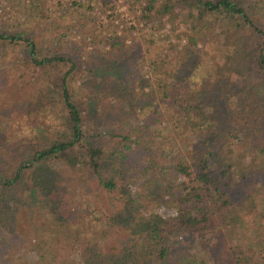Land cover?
Here are the masks:
<instances>
[{"label": "trees", "instance_id": "16d2710c", "mask_svg": "<svg viewBox=\"0 0 264 264\" xmlns=\"http://www.w3.org/2000/svg\"><path fill=\"white\" fill-rule=\"evenodd\" d=\"M261 4L264 0L130 1L132 9H141L139 23L156 21L158 28L171 25L165 36L143 32L146 51L172 37L182 45L179 50L170 41L167 55L147 56L144 65L152 71L151 83L143 77L146 83L131 102L114 110L121 115L126 107L128 115L139 121L141 114L152 118L160 126L157 135L148 125L140 132L130 128L125 134L102 131L105 115L97 111L90 115L84 97L93 100L109 90L113 98L127 99L124 94L133 82L120 74L114 84L105 80L104 89L97 87V92L83 96L77 81L81 77L86 85L85 80L92 78L91 61L81 59L78 42L64 32L43 45L39 35L29 37L24 30L0 27V54L18 47L20 61L36 74V93L51 94L49 102L57 108L49 124L40 125L42 131L51 132L50 137L44 133L43 142L27 144L22 159L0 162V194L25 181L45 209L36 230L37 246L47 236L56 243L54 253L60 245L76 249V264H177L171 260L177 244L171 237L183 233L197 241L192 258L183 264H264ZM74 21L71 18L68 23L70 32L85 27L81 20ZM100 41L106 46L105 40ZM215 93L220 102L215 101ZM226 94L230 103L240 100V108L228 113L229 106L222 105L228 104ZM146 98L151 100L145 102ZM21 100L1 103L0 123L13 113L27 112L16 109L26 104ZM29 115L30 124L38 127V113L33 110ZM221 115L226 116L225 125L219 121ZM164 126L169 134L158 141L163 139ZM136 133L149 157L141 167L142 175L163 178L165 168H171L182 178L176 185L163 186L164 196L178 206V215L170 221L156 213L129 221V193L122 188L121 174L132 149L127 141ZM107 135L118 146L109 148ZM48 162L66 168H47ZM127 228H131L128 237L124 236ZM4 232L0 199V250ZM84 247L82 260L79 251ZM131 252L138 257L131 259Z\"/></svg>", "mask_w": 264, "mask_h": 264}, {"label": "rangeland", "instance_id": "374dc122", "mask_svg": "<svg viewBox=\"0 0 264 264\" xmlns=\"http://www.w3.org/2000/svg\"><path fill=\"white\" fill-rule=\"evenodd\" d=\"M130 1L0 0V27L11 32L24 30L29 37L39 35L42 42L45 41L42 43L43 45L51 42L52 38L56 37V34L64 32L66 37L78 42L80 47L78 55L81 56V59L91 61L92 71L89 75L92 80L89 78L85 80L86 85L84 82L81 83V77L77 81L83 96L93 90L97 92V87L98 90L101 86L104 89L103 83L105 80L109 81L110 84L112 82L114 84V78L120 77V74L121 76L125 74V78L133 82L130 85L129 93L124 94L127 99L122 98V100L118 99V101L117 98L112 97V92L109 90L101 93L102 95L99 97L95 96L93 100L84 97L90 115L94 116L95 111H97L96 114L105 115V120L101 127L102 131L110 130V134H125L130 128L140 132L143 127L148 125L149 131L157 135L156 128L159 125L157 126V123L152 121V118H147L146 115L141 114L139 121L128 115L129 111H127L126 107H122L121 115H118L114 110L118 105L126 106L131 102V99L139 92L141 86L146 83L143 81V77L146 78L144 80H149L148 82L151 83L152 71L147 65H144L147 56L167 55L170 41L179 50L182 45L177 43L175 37H172L160 43L161 45L154 44L146 51L147 43L144 41L143 32L147 33L146 35L165 36L164 34L170 33L171 25L166 23L165 26L158 28L156 21L149 24L139 23L138 16L141 13V9H135L136 7L132 9ZM103 2H106L104 8L102 6ZM248 2L250 0H247ZM32 6L34 8H31ZM261 6H264V4H261ZM107 15L111 17L107 18ZM71 18L75 21L81 20L84 22L85 27L79 29V31L72 30L70 32L68 23ZM181 29L182 27L179 30ZM111 37L113 39H109ZM101 39L107 42L106 46L101 45L103 44L100 41ZM113 43L116 45L112 46ZM21 53L17 47L15 50H9L4 56L0 54V106L1 103L4 104V101L10 100L12 102L16 98H21V101H26V104L17 106L18 108L16 109L22 107L27 111L21 115L13 113V116L5 117L0 123V162L22 159L27 154V144L43 142L45 140L43 137L44 133L50 137L52 135L51 132L42 131L40 125L49 124V120L56 113L54 110H57L49 102L52 99L51 94L36 93L38 89V84L35 82L36 74L20 61ZM172 53L174 54V52H171L168 57ZM99 74L97 81H94L93 78ZM79 76L80 74L78 73L76 77ZM104 76H106V79L103 78ZM199 83H204L202 76L199 77ZM84 89L87 90L83 92ZM229 92L231 93V91ZM41 96H45V98L42 100ZM215 96L217 98V100L215 98V101L220 102L221 100H218L219 94L215 93ZM225 97L228 104L225 105L224 102L222 105L224 109L229 106L228 113H230V110L240 108V100L230 103L228 94ZM148 100L150 101L151 98H146L144 101L147 102ZM33 110L39 115V118L36 117L39 121L38 127H33L30 124L31 117L29 114ZM123 114L126 118L122 117ZM47 116L49 118H46ZM225 119L226 116L224 115L223 121L221 119L219 121L225 125ZM162 130L163 139L159 137L158 141L167 139L169 134L165 126ZM137 135V133L132 135L131 139L127 141L132 149L129 151L130 158L127 160L126 171H122L121 174L123 179L122 188L129 193V221L133 222L135 217L139 221L142 220L141 217L147 218L153 213L159 214L162 218L170 221L178 215V206L169 196H164L163 186L168 185L170 182L176 185L182 178L176 175L171 168H165L168 173L166 172L163 178L157 176V179H152L150 176L142 175L141 167L148 163L149 157L147 148L144 147L145 144L144 146L140 144ZM106 144L109 145V148L118 146L116 140H112L109 135L106 136ZM165 147L167 148V146ZM45 166L51 169L66 168L54 162L45 163ZM248 168L250 167L248 166ZM28 186L23 181L18 187L1 191L0 199L5 243L0 250V264H76V249L65 248L60 245V248L58 247L59 252L54 253L56 252V243L47 236L44 242L40 241L39 245H36V230L42 223L40 217L41 215L44 216L45 209L42 207L43 205L39 204V200L35 201L34 196L30 194L32 189ZM257 187L261 188L259 185ZM44 219L46 218L44 217ZM131 222L129 225H131ZM125 232L124 236L128 237L131 233V228H127ZM171 239L177 243L174 247L172 262L183 264L189 261L197 245L196 239L183 233L177 235V237L172 235ZM85 248L79 251L82 254V260L86 257ZM46 250L50 253H47ZM42 254H45V257L41 258L40 255ZM132 256L136 259L138 253L131 252L129 257L133 259Z\"/></svg>", "mask_w": 264, "mask_h": 264}]
</instances>
